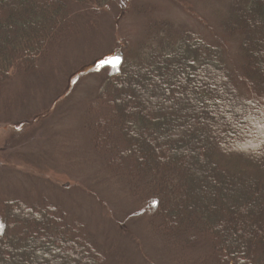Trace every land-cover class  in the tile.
<instances>
[{"label":"trees","instance_id":"obj_1","mask_svg":"<svg viewBox=\"0 0 264 264\" xmlns=\"http://www.w3.org/2000/svg\"><path fill=\"white\" fill-rule=\"evenodd\" d=\"M219 1L220 8L213 10L217 26H208L211 36L204 35L206 24L200 17L202 32L151 15L150 7L132 5L131 11L125 6L115 14L143 15L142 38L130 42L110 33L102 40L101 33L97 35L99 28L114 27L106 19L109 0H0V125L14 124L9 129L5 123L12 137L3 146L7 149L0 148V180L9 171L15 173L5 165L21 166L17 157L6 156L8 150L33 142L37 131L35 116L21 115L12 106L10 95L24 91L15 93L9 81L20 74L22 81L44 77L61 88L74 75L72 88L92 73L99 85L82 102L83 131L107 176L117 183L124 180L130 201L144 206L138 214L146 225L141 229L162 247L167 264H264V242L254 247L255 239L264 241V134L250 113L249 122L235 123L236 109L228 105L253 103L258 109L264 104V40L262 33L255 39L251 32L253 16L263 18L264 24V0ZM184 6L190 17H198ZM82 36L89 41L76 42ZM83 51L92 54L68 63V53ZM134 75L137 82L131 84ZM130 90L139 93L135 110L125 98ZM69 93L68 87L42 105L57 106ZM98 106L102 113L96 112ZM39 117L37 123L46 119ZM193 120L201 126L198 132L189 130ZM31 124L34 127H28ZM139 138L144 150L135 148ZM165 139L171 142L163 147ZM237 149L241 152L235 153ZM195 151L200 160L192 161L189 155ZM212 180L215 192L209 202L190 189H202ZM224 181L233 187L228 192ZM220 182L222 192L216 185ZM50 185L36 192L20 186L11 198L1 196L0 188V264H149L141 256L130 258L116 239H98L83 216L54 195L56 185ZM242 188H249L250 194L244 197ZM236 192L243 209H249L238 218L229 207ZM217 205L224 223L211 219ZM236 218L241 224L235 236L249 235L242 245L222 236L225 224ZM15 251L18 254L12 255Z\"/></svg>","mask_w":264,"mask_h":264},{"label":"rangeland","instance_id":"obj_2","mask_svg":"<svg viewBox=\"0 0 264 264\" xmlns=\"http://www.w3.org/2000/svg\"><path fill=\"white\" fill-rule=\"evenodd\" d=\"M130 1L131 6H129ZM173 2H175V0H109L108 7L105 8L107 11L106 19H108V22H111L114 27L109 25V27H105L103 29L99 28L100 31L97 35L101 33L100 40L104 38L107 39L108 33L117 37L118 41H123L125 39L127 41L134 42L135 40L141 39L142 32L144 31L142 14L135 15L132 12L129 13L128 11V14L123 16H120V13L118 16L115 14L125 6L127 8L130 7L131 11H133L132 5H136L138 7L145 6L143 9L150 7L151 10L149 13H151V15L159 18L167 17L177 26L186 25L187 28L194 29L199 32L204 30L200 24V22L204 21L203 23L206 24L204 35L212 32V28H209L208 26H212L214 28L217 26L215 22L217 19H215L216 17H213V10L215 11L220 8L221 2L219 0H177L176 3ZM184 4L189 5L190 10L194 13V15L198 14V17H190L188 15L189 12L185 10V7L187 6H184ZM199 17L202 18V21L198 19ZM257 21H260L261 23L258 26ZM262 22L263 18L259 19L257 15L253 16L251 24L253 28L251 31L252 38L258 39L260 38H257L259 35L258 33H262L264 40V24H262ZM98 27H100V25ZM114 28L116 32L113 30ZM209 35L211 36V34ZM86 41H89V38L85 39L84 36L76 40L78 43ZM102 43L105 44L103 41ZM109 43L111 42L109 41ZM121 47L122 45L120 48ZM255 50L253 51V54L256 52ZM91 51H83L79 55L74 52V54L68 53L66 59L68 60V63H74V58H85L92 54ZM257 61L260 62L259 59ZM261 62L264 61L261 60ZM73 76L74 75L69 78L70 81L67 86H63L61 88H55V84H50V79H45L44 77L39 80L33 76L22 81V76L20 74L17 78L15 77L12 81H9L8 86L10 87L12 85L13 89L15 88V93L19 90L24 91V93L21 94L17 93L10 95V100L13 98L11 103L12 106L14 108L17 107V111L20 109V113L31 112L32 115L35 116L33 123H36L35 127L37 128V131L35 135L36 138H33V142L35 143L30 141L27 144H20L15 149L8 150L10 153H6V156L11 155L17 157L21 166H4V169L6 170L15 169L13 170L15 173L9 171L2 178L4 181L0 180L1 196L11 198L13 193L18 192V190L15 191V189L20 186H23L24 189L25 186H27L32 191L36 192L37 189H43L44 187L50 188L52 187L50 184H54L57 187V189L55 188L53 192L54 195L59 194L60 202L61 197L64 198L67 208H71L70 211L79 216L82 215V218L84 219L83 221L88 224L86 228L91 229L93 234H97L98 239L100 238L101 240H106V236L116 239V241L120 243L121 247L126 249V253L130 256V258L141 256L147 259L149 264H167L169 258L161 252L162 247H156L147 230L141 229L144 228L145 223L138 214L141 213L144 206L142 204L140 206L135 200L132 202L130 201L128 197L129 195L124 187V180H120V182L117 183V181L107 176V173L102 167L101 161L91 150L87 135L83 131L84 126L82 124V119L86 113V102L85 104H82V102L91 94V92L95 90L96 86L99 85V80L95 74L87 73L85 76L79 78L80 83L76 87L74 84L71 88L70 84L73 82V80L71 81ZM51 80H54V77ZM129 80L132 82L131 84L136 83V75L129 77ZM68 87L70 91L69 95L64 100L59 102L57 106H55V104L49 106L46 104L42 105V103L49 104V101L53 102L56 97L65 92V89ZM62 88L64 89L58 91ZM56 90L61 93L57 94ZM141 90L144 89L142 88ZM257 91L261 92L259 89ZM129 92V94L125 95V98L128 105L132 106L135 110V104L140 105L136 99L138 97L135 98V93L137 92L133 90H130ZM154 92L156 91L154 90ZM157 92L155 94H158ZM110 93L112 94V91ZM138 94L139 93H137L136 96H138ZM2 95L0 94V97H2ZM6 95L8 94H4V98H8ZM158 97L159 98L157 99H160L162 96L159 95ZM189 100H192V98L189 97ZM228 105H230V108L236 109L237 114L235 115V123L240 124L243 122L246 123L245 121L249 122L248 119H246V115L250 113L252 117H254L253 120L257 121V124H261L260 129L263 132L262 134H264L263 103L260 104L258 109L255 108L253 103H250L249 105H245L243 103L233 104L231 101ZM3 106L7 107V104H3ZM44 108L46 109L44 110ZM96 109V112L99 114L102 111V106H98ZM227 111L229 110L226 109V112ZM21 115H24V113ZM29 115H26V117L28 118ZM40 115L45 116L46 119L37 123ZM101 115L104 116V114ZM227 117L231 120L233 115L228 112ZM6 122L8 123L7 126L9 129L14 126L12 122ZM6 122L0 125V148L3 147L5 143L10 142L9 139L12 137L11 135H7L10 131L5 125ZM192 122L193 123L189 130H195L198 132L199 128H201L200 124H196L194 120ZM186 125V131L188 132L187 129L189 126L188 124ZM28 127H34V124H31ZM27 134L28 133L25 135ZM170 142L171 141H167V139H165L163 147L168 146ZM135 143L136 150H144L143 148H146L144 147L145 145L142 144L140 138L138 140L135 139ZM245 146L249 147L248 145ZM163 147L162 149H165ZM167 148L170 149L171 147ZM116 150L118 149L116 148ZM196 151L192 153L193 155H189L191 156L192 161H196L198 159L200 160V156L197 155L198 153L196 154ZM234 152L240 153L241 150L237 149ZM17 154L19 155L16 156ZM126 158L127 157L123 160H126ZM175 158H178V154H175ZM139 159L140 162H142V158ZM174 163H176V159ZM174 163H172V165ZM206 169L209 176L212 177L213 173H211L208 169V166H206ZM211 182L212 183L208 186L205 184V187L202 189L195 185H192L190 189H192V191H198L201 198L203 199L205 196V200L209 202V197L212 199V196L209 195H212V193L215 192V186L213 185L215 181L212 180ZM222 183L223 182L216 184L217 186L220 185L217 189L221 192L224 190V185L225 188H228L225 189L227 192L233 188L227 181H224V185ZM205 192L208 194H204ZM242 193L243 195L245 194L248 196V194H250V189L242 188ZM233 196V204L229 206L233 209L235 208V211L232 212V214H235L237 218L241 215V213L243 215L247 214L249 209L246 211L243 209L241 194L236 192ZM31 200H35V197ZM243 200H245V198H243ZM211 204L216 203L212 202ZM219 208L220 206L218 207V205L216 207L213 206L212 214L215 218L212 217L211 219H215V221L220 222L222 219L221 217L218 218V211H215ZM46 221L47 223H52L51 220ZM240 222L241 221L237 219L234 223H229L227 225L229 226V231L227 230L228 228L225 224V228L221 231H223L222 236H227L226 238L230 239L231 242L242 245L249 235L246 233L242 237L235 236L234 232H236L237 228H240ZM200 225H203V223H200ZM261 230L264 232V228ZM33 239L35 240L34 237ZM263 242L262 238L261 240L255 239L254 247H258V244H263ZM44 249L40 248L42 251H44ZM15 254H18V251H15L12 255ZM132 262L133 264H136L134 260H132ZM137 263L139 264L138 261Z\"/></svg>","mask_w":264,"mask_h":264}]
</instances>
